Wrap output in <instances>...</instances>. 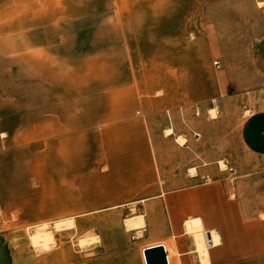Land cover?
I'll return each instance as SVG.
<instances>
[{
    "label": "crops",
    "instance_id": "obj_1",
    "mask_svg": "<svg viewBox=\"0 0 264 264\" xmlns=\"http://www.w3.org/2000/svg\"><path fill=\"white\" fill-rule=\"evenodd\" d=\"M9 4V17H0V25L8 19L4 32L0 26V39L25 41L30 58L35 48L49 57L51 42L66 41L59 28L77 27L73 41L79 42L78 26L86 19L105 14L106 23L113 24L111 15L118 6L117 0ZM172 5L189 9L193 2L177 0ZM192 14L185 12L183 17L172 11L174 27L166 39L183 40L193 34ZM154 15V22L161 21L159 12ZM135 21L139 25V18ZM60 47L59 43L55 48ZM74 50L75 58H89L84 68H50L47 63L37 71V80L29 68L24 104L17 96L19 82L0 70V218L17 217L25 227L51 225L55 231L90 233L95 239L79 242L80 247L89 245L79 251L74 264H146L144 251L159 246L167 264H264V206L256 217L246 219L239 200L227 198L221 184L198 183V175L163 173L146 119L149 106H161L163 100L139 96V89L147 87L135 69L166 70L161 50L153 51L154 59L144 64L132 58L138 56L136 50H120L129 58L124 68H131L134 82L108 80L100 95L98 68L113 64L106 60L98 66L97 50L83 54L79 44ZM175 62L166 71H177ZM218 87L221 92L226 88L225 83ZM240 133L249 152L264 157V110L246 118ZM83 138L88 142L84 146ZM83 153L89 154L84 163ZM30 241L34 249L55 243L48 227L31 234ZM196 249H208V257L199 256ZM44 264L66 263L56 255Z\"/></svg>",
    "mask_w": 264,
    "mask_h": 264
},
{
    "label": "rangeland",
    "instance_id": "obj_2",
    "mask_svg": "<svg viewBox=\"0 0 264 264\" xmlns=\"http://www.w3.org/2000/svg\"><path fill=\"white\" fill-rule=\"evenodd\" d=\"M0 1L6 3L1 5L0 17H9L13 10L9 0ZM175 1L117 0V9L111 15L113 24L106 23L105 14H97L98 19H86L78 26L82 32L79 42L73 41L77 27L59 28V35L67 39L51 42V56L46 58L36 48L33 58L27 57L25 41L0 39V70L4 76L8 71L11 79L19 82L17 96L24 104L29 68L30 73L34 72V80L40 77L37 71L47 68V63L50 68L68 70L74 64H82L84 68L89 58H75L73 54L79 44L83 54L89 49L97 50L98 66L106 60L114 66L98 68L96 89L100 95L108 80L114 84L133 81L131 68H124L129 58L121 55L120 50H136L138 56L132 58L137 57L141 64L152 61V52L161 50L162 68L168 70L170 63L176 61L177 71L135 69L140 70L138 77L147 87L139 89V96L147 101L163 100L161 106L158 103L149 106L146 118L152 144L159 150L155 155L163 173L198 175V183L221 184L227 198L239 200L244 217L254 218L264 206V157L249 152L240 130L246 118L264 110V0H188L193 2L192 8L178 5L179 8L172 9ZM158 3H162L161 9H144ZM172 11L183 17L185 12L193 13L189 21L194 32L187 39H166L174 27L170 19ZM158 12L161 21L154 22V14ZM135 18H139V25H135ZM2 21L4 32L8 19ZM158 23H161V35ZM159 36L162 39H157ZM59 43L61 47L55 48ZM216 61L220 62V69L213 66ZM222 83L226 88L221 92L218 86ZM155 85L159 87L154 88ZM86 143L83 138V146ZM88 156L83 153V163L88 161ZM43 227L53 233L55 243L34 249L30 236ZM90 236L73 229L55 231L51 225L21 226L17 217L0 218V264H44L56 255L66 264H74L79 261V251H85L89 245L80 247L79 242L95 239ZM196 252L208 257V249H196Z\"/></svg>",
    "mask_w": 264,
    "mask_h": 264
},
{
    "label": "water",
    "instance_id": "obj_3",
    "mask_svg": "<svg viewBox=\"0 0 264 264\" xmlns=\"http://www.w3.org/2000/svg\"><path fill=\"white\" fill-rule=\"evenodd\" d=\"M144 257L146 264H167L166 254L162 246L145 250Z\"/></svg>",
    "mask_w": 264,
    "mask_h": 264
},
{
    "label": "built area",
    "instance_id": "obj_4",
    "mask_svg": "<svg viewBox=\"0 0 264 264\" xmlns=\"http://www.w3.org/2000/svg\"><path fill=\"white\" fill-rule=\"evenodd\" d=\"M213 65H214L217 69H219V68L221 67L220 63L217 62V61L214 62ZM205 234H207V233H205Z\"/></svg>",
    "mask_w": 264,
    "mask_h": 264
},
{
    "label": "bare ground",
    "instance_id": "obj_5",
    "mask_svg": "<svg viewBox=\"0 0 264 264\" xmlns=\"http://www.w3.org/2000/svg\"><path fill=\"white\" fill-rule=\"evenodd\" d=\"M167 134H171V131H168ZM177 141V140H176ZM183 144V143H182Z\"/></svg>",
    "mask_w": 264,
    "mask_h": 264
}]
</instances>
